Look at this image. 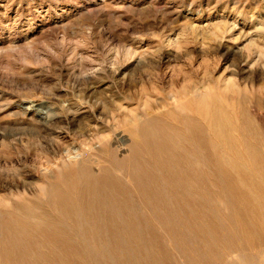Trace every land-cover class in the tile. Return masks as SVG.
Wrapping results in <instances>:
<instances>
[{
	"label": "rangeland",
	"instance_id": "obj_1",
	"mask_svg": "<svg viewBox=\"0 0 264 264\" xmlns=\"http://www.w3.org/2000/svg\"><path fill=\"white\" fill-rule=\"evenodd\" d=\"M0 264H264V0H0Z\"/></svg>",
	"mask_w": 264,
	"mask_h": 264
}]
</instances>
